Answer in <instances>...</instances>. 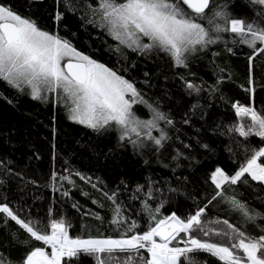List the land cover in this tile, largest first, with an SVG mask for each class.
Listing matches in <instances>:
<instances>
[{"label": "snow or ice", "instance_id": "snow-or-ice-1", "mask_svg": "<svg viewBox=\"0 0 264 264\" xmlns=\"http://www.w3.org/2000/svg\"><path fill=\"white\" fill-rule=\"evenodd\" d=\"M44 3L45 0H26L29 14H21L8 0H0V82L34 101L51 103L54 94L55 103L66 109L70 121L97 134L116 132L118 147L131 145L133 154L141 157L145 165L154 157L162 167L171 168L173 174L181 167L182 160L193 159L192 138L185 141L188 133L184 126L193 127L194 118H207L199 97L205 92L215 97L223 80L218 76L215 83L208 84L196 76L191 65L200 58L198 54L223 43L225 50L232 54L235 46L246 45L251 50L247 55L250 67L256 57L264 59V0H243L252 10V18L234 14L235 0H53L54 7L48 11L47 21L41 23L43 18L31 11L33 6ZM68 13L78 15L85 29L91 25L111 37L116 42V52L126 48L140 55L163 53L170 58L173 68L185 70L174 74L178 75L187 96L198 99L177 121L171 112L162 110L158 99L146 98L147 94L137 86L134 77L121 74L129 71L127 67L106 66L61 35L62 27L67 31ZM71 35L75 37L77 33ZM219 54L212 52L213 57ZM135 66L133 62L132 67ZM249 84L254 85V81L249 79ZM244 91L254 93L255 87ZM219 98L224 99L222 95ZM134 105L146 108L150 118H140L133 111ZM232 107L238 117L243 113L251 123L231 124L223 130L217 125L212 129L213 134L228 135L231 139L236 133L245 140L254 136L264 141V109L257 111L254 106H241L238 101ZM55 132L53 128L54 136ZM195 132L199 133L200 129L196 128ZM236 143L247 153V145ZM196 144L207 152L212 151L199 138ZM227 150L233 151L231 146ZM252 153L234 174L220 167L211 172L215 190L203 204L188 196L180 186L172 187L165 181L169 194L194 200V210L184 216L172 212L161 218V209L174 197L165 198L164 186L151 176L145 183H137L129 197L140 201L139 209L126 205L120 197L129 185L121 180L115 189L104 191V196L111 201L110 223L119 233L116 238L104 235L72 238L66 220L53 218V208L49 209L45 225L39 219L21 217L8 203L0 204V214L27 233L24 239L12 234L13 243L24 249L20 258L12 261L0 253V264H62L65 257L71 264L73 258L79 260L80 254L92 257L95 264H208L201 258L202 253L215 257L221 264H264V212L250 206L241 198L243 193L233 187H252L249 178L264 185V160L261 159L264 147L253 148ZM169 157L170 162L165 163ZM65 164L69 175L51 174L54 189L57 180L74 185L72 176L91 183L90 176L74 170L68 161ZM62 195L67 197L69 191L65 190ZM214 201L227 205L235 222L210 216L207 210ZM129 211L145 220L146 230L135 219L129 222ZM95 218L102 220L98 214ZM45 227H50V234ZM213 236L219 240L212 239ZM32 241L41 242L51 251Z\"/></svg>", "mask_w": 264, "mask_h": 264}, {"label": "trees", "instance_id": "trees-1", "mask_svg": "<svg viewBox=\"0 0 264 264\" xmlns=\"http://www.w3.org/2000/svg\"><path fill=\"white\" fill-rule=\"evenodd\" d=\"M21 14H29L26 0H8ZM54 7L53 0H45L43 5L33 6L31 14L42 17L41 23L47 21V13ZM234 14L253 17L252 10L245 6L243 0H235L233 6ZM66 28L62 27L60 34L69 39L80 51L90 54L106 66L120 69L122 66L129 69L121 73L126 78H135L137 86L147 94L150 100H159L162 110L171 112L177 121L190 109V105L198 99L196 96L189 97L185 93L182 82L174 73L184 72L183 69H175L169 57L160 53L159 56L140 55L124 48L116 52V42L98 28L87 25L85 29L78 15L68 13L66 16ZM72 32L77 35L73 37ZM231 46V45H230ZM220 54L213 57L212 52ZM235 54L225 50L223 43L210 46L207 53H199V59L191 65V70L198 78L207 81L208 84L215 83L217 77H223L219 85L220 91L215 97L207 92L199 97L207 112L206 120H193V127L184 126L188 135L184 136L186 142L191 137L193 145V159L181 161V167L177 168L175 174L171 168H164L155 161L153 157L149 165L143 163V159L133 154L131 145L125 148L118 147L117 133L97 134L91 129L80 124L73 123L67 118L66 109L55 103V96H51V103L31 100L28 96H20L3 82H0V204L8 203L14 210H18L21 217L34 221L41 220L47 224L49 209H55L53 218L63 217L70 225L68 231L72 238H89L101 235L119 236L115 226L110 223L113 212L111 201L104 196V191L115 189L121 180L128 183L129 189L121 193V199L126 205L132 204L138 210L139 200H130L129 197L137 183L143 184L146 178L151 176L165 188V198L170 196L160 216L170 215L175 212L184 216L190 210H194L195 202L185 195L169 194L166 189L171 183L172 187L180 186L182 191L196 202L206 203L211 198L215 186L211 184L210 175L216 167L224 169L229 174H234L241 163L253 154L252 149L264 147V141L258 137H249L245 140L233 133L232 138L228 135H214L212 129L220 126L221 130L231 124L251 123L250 118L243 113L236 114L232 104L239 102L241 106H254L257 111L264 109V59L256 57L251 67L247 58L251 51L246 45H237L233 48ZM214 61V62H213ZM135 62V67L132 63ZM224 69L223 72L220 69ZM145 73H148L145 76ZM193 79L191 76L188 77ZM249 79L254 85L249 84ZM146 81V83H145ZM200 83V79L196 80ZM255 87V92H245V88ZM220 95L224 99H220ZM7 98V99H5ZM8 100L13 102L10 104ZM133 111L142 118L149 119L150 115L142 105H134ZM53 128L56 129L55 136ZM200 132L196 133L195 129ZM153 135L158 133L153 132ZM208 143L212 149L207 152L196 144V139ZM248 146L245 153L243 147ZM55 144V148H53ZM231 146L232 152L227 149ZM107 157V158H105ZM81 172L86 177H91V183H86L79 176H72L74 185L66 181L57 180L55 189L52 186L51 174L67 176L65 171L67 165ZM198 161V163H197ZM10 162V163H9ZM170 162V157L164 161ZM252 187L233 186L243 193L241 197L257 211L264 212V185L251 181ZM92 184L97 187L93 188ZM100 189V190H98ZM68 190L69 195L62 193ZM86 193V195H85ZM93 200L97 203H93ZM75 205V206H74ZM100 205H103L101 207ZM228 206L215 201L209 205L208 213L213 218L221 220L228 218L235 222L234 214L229 212ZM102 220L95 218L96 215ZM129 222L135 219L144 230L147 229L145 220L129 211ZM6 221V222H5ZM50 234V227H45ZM139 232L140 229H137ZM258 231V230H257ZM19 238H27L14 221L0 214V253L9 260L16 261L23 254L24 249L14 244L12 234ZM212 239L219 240L213 236ZM33 244L44 247L41 242L32 241ZM208 264H221L215 257L209 254H200ZM62 264H68L65 257ZM71 264H95V260L87 255L80 254L79 260L73 258Z\"/></svg>", "mask_w": 264, "mask_h": 264}, {"label": "rangeland", "instance_id": "rangeland-1", "mask_svg": "<svg viewBox=\"0 0 264 264\" xmlns=\"http://www.w3.org/2000/svg\"><path fill=\"white\" fill-rule=\"evenodd\" d=\"M53 96H55L54 94H53ZM83 126V125H82ZM85 127V126H84ZM262 160H264V158H261ZM50 249V248H49ZM50 251H51V249H50Z\"/></svg>", "mask_w": 264, "mask_h": 264}]
</instances>
